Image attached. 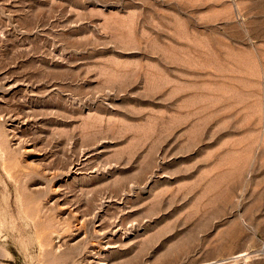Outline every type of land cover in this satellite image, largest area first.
Wrapping results in <instances>:
<instances>
[{
	"label": "rangeland",
	"instance_id": "374dc122",
	"mask_svg": "<svg viewBox=\"0 0 264 264\" xmlns=\"http://www.w3.org/2000/svg\"><path fill=\"white\" fill-rule=\"evenodd\" d=\"M0 264H264V0H0Z\"/></svg>",
	"mask_w": 264,
	"mask_h": 264
}]
</instances>
